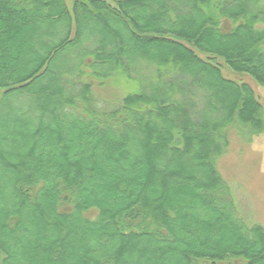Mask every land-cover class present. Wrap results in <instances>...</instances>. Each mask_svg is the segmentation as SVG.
Wrapping results in <instances>:
<instances>
[{"label":"trees","instance_id":"16d2710c","mask_svg":"<svg viewBox=\"0 0 264 264\" xmlns=\"http://www.w3.org/2000/svg\"><path fill=\"white\" fill-rule=\"evenodd\" d=\"M262 2L0 0V264H264L217 169L264 111L215 62L264 85Z\"/></svg>","mask_w":264,"mask_h":264},{"label":"rangeland","instance_id":"374dc122","mask_svg":"<svg viewBox=\"0 0 264 264\" xmlns=\"http://www.w3.org/2000/svg\"><path fill=\"white\" fill-rule=\"evenodd\" d=\"M72 0H66L68 9ZM264 5V0L262 2ZM202 58L206 56H202ZM220 66L221 74L235 82L246 83L251 86L254 96L261 103L264 111V85L257 84L249 75L232 71L221 59L215 60ZM126 88L120 81L107 80L103 85L93 87L94 98L97 104L108 106L110 102L120 99ZM231 140L227 153L219 158L217 169L225 183L228 184L231 194L237 205V213L248 224H260L264 228V133L252 137V142L246 140L244 129L231 128ZM200 264H211L203 261ZM213 264H244L240 259H228Z\"/></svg>","mask_w":264,"mask_h":264}]
</instances>
